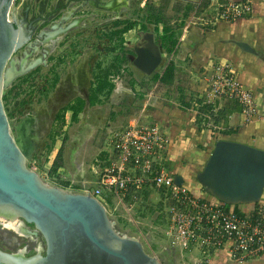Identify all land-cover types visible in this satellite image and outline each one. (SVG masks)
I'll return each instance as SVG.
<instances>
[{"label": "rangeland", "instance_id": "374dc122", "mask_svg": "<svg viewBox=\"0 0 264 264\" xmlns=\"http://www.w3.org/2000/svg\"><path fill=\"white\" fill-rule=\"evenodd\" d=\"M28 1L33 4L30 15L33 16L37 12V0H20L16 7L19 15L22 13L23 3ZM201 1L125 0L119 9L120 18L134 22V25L122 34L123 40L118 39V34L117 36L112 33L124 27V25L111 24L110 19L113 18V13H96L86 21L88 26L72 29V32L68 34L66 39L68 43H71L70 50L62 58L59 59L55 54L46 68L39 67L29 74L25 73L26 75L22 74L23 76L14 79L12 89L7 94L6 106H4L7 119L12 122L13 127H19L18 122L30 115L29 117L34 120L33 133L39 137V141L35 143L34 155L25 162L26 167L30 170L34 168L46 185L63 189V182L68 181L70 185L63 190L80 192L73 188L74 183H72L78 180L74 176L76 168L73 169L72 165L76 159V163H80L82 169L92 177V182L88 185V190L92 192L96 176L88 170H91L93 164L97 165L101 161L102 155L98 150L103 146L104 139L109 133L123 128L136 119L134 117L144 99L142 92L154 90L155 94L160 93L164 98L169 97V100L175 99L181 105L195 106L198 101L195 99L196 95L185 93L183 85L174 83L175 74L172 83L165 86L153 82L150 75L138 72L136 67L130 64L133 57L131 51L139 50L143 46L152 47L153 44L160 53L164 54L161 65L157 68V71L161 72L171 56L161 45V40L164 39L161 34L163 24L172 28L177 41L181 40L187 30L184 25L182 26L186 19L187 8H190L188 10L191 12L199 3L202 7L206 6L207 2ZM55 2L57 0H48L46 5H52ZM74 5L75 3L70 7ZM92 10L93 8L89 6H83L77 14H94ZM152 15L162 19V23L158 25V32L155 31ZM102 23L106 27L99 28ZM142 25H145L146 30L141 29ZM39 28L40 26L36 32ZM109 33L112 37L108 36ZM60 41L61 39L56 45ZM55 47L51 53L54 52ZM45 61L38 66L45 64ZM107 70L108 78L114 84L110 96L103 99L101 104H95L84 116H80L79 123H67L69 115L66 114L68 119L61 129L54 119L55 112L63 104L61 89L69 86L70 97L82 96L85 99L89 86L94 84L95 76ZM15 107L19 108L15 109ZM198 121H200L199 126L204 125L201 120L198 119ZM26 126L29 129V139L33 142L32 127ZM84 137H87L89 141L84 143ZM64 138H66L65 141H63ZM61 144H63L62 165L57 174H52L49 167ZM96 150L98 154L94 157ZM84 162L86 165L83 166ZM160 199L158 192L150 191L147 200L131 205L106 204L105 209L109 219L115 222L116 230L121 235L139 240L147 254L157 257L163 264H190L188 258L167 246V241L163 237L166 206L159 203ZM24 247H26L25 257L35 254L34 244L0 223V250L5 253H16ZM191 255L200 257L196 249H192Z\"/></svg>", "mask_w": 264, "mask_h": 264}, {"label": "water", "instance_id": "95a60500", "mask_svg": "<svg viewBox=\"0 0 264 264\" xmlns=\"http://www.w3.org/2000/svg\"><path fill=\"white\" fill-rule=\"evenodd\" d=\"M19 2L0 0V215L14 216L32 226L35 235L43 241L44 254L37 251L25 257L26 247L17 254L0 250V264H163L157 257L146 254L139 240L121 235L105 207L89 193L68 192L46 185L38 173L26 167L25 162L39 141L33 133L34 120L28 117L33 142H29L25 128L21 129L25 144H32L33 148L26 155L18 141L19 128L8 121L1 101L13 82L7 78L9 67L14 69L11 55L30 39L24 25L15 27L9 20V11L19 15L16 11ZM52 24L51 31L40 30L37 37L55 36L71 27L70 24L55 31ZM238 46L252 51L246 44L238 43ZM163 58L164 54L153 44L143 46L135 51L133 65L150 75ZM22 74V70L14 72L13 79ZM24 121L25 117L19 125H28ZM197 181L205 193L225 205L257 203L264 189V151L219 140L197 175ZM174 183L180 186L183 180L174 175Z\"/></svg>", "mask_w": 264, "mask_h": 264}, {"label": "built area", "instance_id": "2783aa9c", "mask_svg": "<svg viewBox=\"0 0 264 264\" xmlns=\"http://www.w3.org/2000/svg\"><path fill=\"white\" fill-rule=\"evenodd\" d=\"M251 12L248 1H210L204 7L199 3L188 15L184 28L197 24L205 27L219 20L235 21ZM207 84L208 96L236 102L245 122L256 116L255 98L239 82L230 64H213ZM104 140L99 150L102 159L90 170L96 176L95 187L90 192L84 180L72 182L80 192L89 193L104 207L106 196L113 204L131 205L144 201V192H158L159 203L166 206L163 237L167 246L188 258L190 264H211V257L218 251H225L234 264L264 256V201L238 214L231 206L193 193L185 185H176L167 167L170 140L157 123L133 119ZM192 249L200 257H193Z\"/></svg>", "mask_w": 264, "mask_h": 264}, {"label": "crops", "instance_id": "0c3cea01", "mask_svg": "<svg viewBox=\"0 0 264 264\" xmlns=\"http://www.w3.org/2000/svg\"><path fill=\"white\" fill-rule=\"evenodd\" d=\"M203 1L207 4L210 1H248L252 12L235 21L219 20L205 27L189 25L185 35L178 40L174 54H169L168 61L172 60L177 68L174 83L183 85L185 93H194L197 103L195 106L181 105L175 99L169 100V97L164 98L150 90L142 92L144 99L134 118L157 123L162 128L170 140L169 170L180 176L183 185L193 193L216 202L218 200L205 193L197 181L215 143L224 140L264 151V0ZM186 21L187 18L183 22L185 25ZM238 43L246 44L252 51L243 50ZM215 63L230 64L239 82L252 92L258 109L250 121H244L236 102L208 96L207 82ZM198 119L204 125L199 126ZM81 180L78 179L77 183ZM259 201H264V189ZM257 203L237 204L232 208L242 214ZM211 264L234 263L229 261L225 251H218L211 257ZM242 264H264V256Z\"/></svg>", "mask_w": 264, "mask_h": 264}, {"label": "flooded vegetation", "instance_id": "af4514ba", "mask_svg": "<svg viewBox=\"0 0 264 264\" xmlns=\"http://www.w3.org/2000/svg\"><path fill=\"white\" fill-rule=\"evenodd\" d=\"M14 1L15 0H13V2ZM33 1H35V0H33ZM37 1H38V10H37L36 13H34L33 16L30 15V12L32 11L31 8H32V5L33 4H30L29 1L23 3L21 15L14 16V14L12 13V11H9V20H12L13 21V24L15 25V27H21L20 25L22 24V25H24V30H26V32L27 31L30 32V39L27 41V43L22 48L19 49V50H21V49L22 50L20 52L18 50L17 52L13 53L11 55V58H16V60H17L18 59L17 57H19L22 52H23L22 54H25L26 52H29L30 49L33 50V54H32V57H33L34 56V53L37 51V49H39V48L42 49L43 46H41V44H42L41 42H43L44 39L48 40V37L38 38L37 37V34L39 33L40 30H44V33H47L49 31H51L50 23L55 24V25L52 24V26H55V28L53 29L55 31H58L59 28H62V29L63 28H66V26H68L70 24H71V27H69L64 32V34L60 36L62 38H61V41L57 45H56V43L59 40H57L56 43H54V46H52L51 48L46 49L44 51V53L39 57L40 58L39 63H43L45 61L44 60L45 57L48 56L47 59H46V61H45V64H42V65H40L38 67H35L33 70L29 71L26 74H29V73L35 71L39 67L46 68L48 66V62L52 60L51 58L55 54L58 55L57 57H59V59L62 58L70 50L71 43L70 42L68 43V41L66 39L67 36H68V34H70L72 32V29L80 28V27H83V26H88L89 24H87L86 21L88 19H91L96 13H98V14H100V13L108 14V12L113 13V16H112L113 18L110 19L111 20V24L114 25V26L124 25V27L121 28L120 30L126 28L129 24H132V27L134 25V22H131V21H128V20H121V18H120L121 13L119 12V9L125 3V0H57V2H55L52 5L51 4L46 5V3H47L48 0H37ZM73 3H75V5L72 6V7H70V5L73 4ZM83 6H89V7L93 8L92 11H93L94 14H86V15L85 14H79L78 15L77 13H80V11L83 9ZM10 10H11V8H10ZM82 13H84V12H82ZM61 17H62V20H59ZM77 20H79L80 22L78 21L79 23H77ZM185 20H184V22H185ZM37 24H39V25L37 26ZM79 24H80V26H79ZM39 26H40V28L38 29V32H36V30H37V28ZM99 26H100L99 28L106 27V25L103 24V23L100 24ZM95 28H98V27H95ZM117 31H118V29L115 30L114 32H117ZM60 33H62V32H58L57 34H60ZM122 34L121 35L118 34L119 35V38H118L119 40H123ZM113 35H117V33H114ZM108 36L109 37H112L111 33H109ZM34 41H39V42L33 43ZM29 43L31 45H29L27 47V45ZM55 45H56V47H55ZM26 47H27V50L25 51ZM54 47H55L54 52L51 53L53 51V48ZM131 54L133 55V57H132V63L130 65L131 66H134L133 65V59H134V56H135V51L134 52L131 51ZM22 56L23 55H21L20 58H22ZM32 57H30V59ZM36 61H37V59H36ZM165 65L162 67L161 72L163 71ZM137 71L140 72V73H142L139 69H137ZM154 72H156L158 74L161 73V72H158L157 69L154 70ZM154 72H152L150 74V77L153 75ZM26 74H24V75H26ZM16 79H18V77ZM12 83L6 89V91L9 89L7 91V93L5 91V94L1 98L3 107L6 106V102H7V99H8L7 98V94L12 89ZM92 86H89V88H88L89 92L86 95V98L85 99L82 96L81 97L80 96L70 97L68 95L69 92H70L69 86H68V88H62L61 89L62 92H63V96H61V99H62L61 102L63 104H61L62 106H60L57 109V111L55 112V115H54V119H55L56 122L59 123V125H60V122L57 120L58 119L57 117H59L62 114V111L66 107H68L69 105L74 104L77 100L84 101V106H83L81 112L78 114L77 121L76 122H71L70 121L71 114H70V111L67 110L63 114L64 126H65V123H66V119H68V116L66 114L69 115V121L67 123H71V124L72 123H79L80 116H84V114L87 113L88 110L92 109L93 106H95V105H90L89 102H88V97H89L90 89H91ZM18 108L19 107H15V109H18ZM29 116L30 115H27L25 117H29ZM18 121H16V122H18ZM84 125H86V124H84ZM87 130H88V128H87ZM102 137H103V134H102ZM83 140H84V143H86V142L89 141L87 137H84ZM101 144H102V142H101ZM62 145L63 144H61V146ZM99 150H98V152H99ZM96 152H97V150H96ZM98 152L94 155V157L98 154ZM56 154H55V156H56ZM33 155H34V153H33ZM32 156H31V158H32ZM55 156H54V159H55ZM54 159H53V161H54ZM53 161L51 162V165H52ZM72 165H73V169L76 168L75 171H74V176L76 178H78V179L82 178V180H84L85 186L88 187V185L90 184V182H92V177L91 176H88V174H87L88 172H86V170H83L82 169V167H81L82 165L80 163H76V159L74 160V162H72ZM84 165H86L85 162H84L83 166ZM88 171L90 172V170H88ZM77 188H79V187L77 186ZM27 227L32 228V226H30V225L27 226ZM31 243L34 244V246H36L35 253L37 251H39L41 255L44 254V252H43V250H44V244H43V241H42V239H41V237L39 235L36 236V241L35 242H31Z\"/></svg>", "mask_w": 264, "mask_h": 264}, {"label": "trees", "instance_id": "16d2710c", "mask_svg": "<svg viewBox=\"0 0 264 264\" xmlns=\"http://www.w3.org/2000/svg\"><path fill=\"white\" fill-rule=\"evenodd\" d=\"M188 9H190V8H187V11L185 13V18H187L188 14L190 13ZM153 18H154L153 24H154L155 31L158 32V25L160 23H162V19L159 16H153ZM183 24H182V26H183ZM131 27H132V24H129L126 28H124L122 30H118L117 32H113V34L117 33V34L121 35L122 33L131 29ZM141 28L143 30H146L145 25H142ZM173 32L174 31L172 30V28H170V26L163 24V27L161 29V34H162L164 39L161 40V45L168 54H174L175 49L177 47L178 41L176 38H174ZM175 71H176V67H175V64L173 63V61L172 60L168 61L165 65L163 71L160 74H158L156 72L153 73V75L151 76V80L153 82L161 84V85H165V86L170 85L173 81ZM108 77H109L108 70L104 71L103 73L100 72L99 74H97L95 76V81H94L93 86L90 89V93H89V97H88V102L90 105L101 104L103 102V99H107L110 96V94L112 93V91L114 89V84L111 80H109ZM83 106H84V101L77 100L74 104L66 107L62 111V114L59 117H57L58 118L57 120L60 122V125H59L60 128L62 129V127L64 126L63 114L65 111L69 110L70 114H71L70 121L76 122L78 114L81 112ZM199 112L202 113L204 111L199 110ZM213 122L216 123L215 120H213ZM65 140H66V138L63 139V141H65ZM62 154H63V145L57 151L55 159H54V161L50 167V172L52 174H57L58 169L61 167V165H62L61 164L62 163ZM69 185H70L69 182L65 181V182H63L62 187L64 189V188H67ZM73 188H75V190H78V188L76 186H73ZM143 195H144V199L147 200L148 192H144ZM105 199H106L108 205L113 204L110 197L106 196Z\"/></svg>", "mask_w": 264, "mask_h": 264}, {"label": "bare ground", "instance_id": "6f19581e", "mask_svg": "<svg viewBox=\"0 0 264 264\" xmlns=\"http://www.w3.org/2000/svg\"><path fill=\"white\" fill-rule=\"evenodd\" d=\"M78 21L79 20H77V23L80 22V21L79 22ZM53 25H55V24H53ZM64 32H62L60 34H57L55 36H48V40L45 39L43 42H41L42 43L41 46H43V48L42 49L41 48L37 49V51L34 53V56L31 59H29L32 56V54H33V50H31V49H30L29 52H26L25 54H22L23 55L22 58H20V56L17 57L18 59L20 58L19 60L18 59L16 60V58H12L11 60H12L14 69L9 67V70L7 71V78H9V80L12 81V80H14L13 79L14 72H16L18 70H22L23 74H25V73L31 71L32 69H34L36 66H38L39 65V61H40L39 57L44 53V51L46 49L51 48L52 46H54V43H56L57 40H60L62 38L60 36L63 35ZM36 42H39V41H34L33 43H36ZM29 45H30V43L27 45V47ZM36 59H37V61H36ZM26 120L28 122V126H30L29 125L30 119H28V118L26 119L25 118V121ZM18 128H19L18 141L24 147L25 154L28 155L33 148H32V146L30 144H28V146H27V144H25L24 138L22 136V130L21 129L25 128V133L26 134L29 133V129L24 124L19 125ZM29 142H31L30 139H29ZM0 223L2 224L3 227L9 228L12 232L17 234L18 236H21V237L29 240L30 243L36 241L35 231L33 229L27 227L18 218L14 217V216L7 217V216H4V215H0ZM16 254H17V252H16Z\"/></svg>", "mask_w": 264, "mask_h": 264}]
</instances>
